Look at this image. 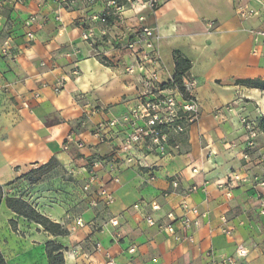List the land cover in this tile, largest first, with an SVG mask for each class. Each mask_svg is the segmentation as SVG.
<instances>
[{"label":"crops","instance_id":"1","mask_svg":"<svg viewBox=\"0 0 264 264\" xmlns=\"http://www.w3.org/2000/svg\"><path fill=\"white\" fill-rule=\"evenodd\" d=\"M75 1L84 4L78 7ZM68 3V9L57 10L52 0H24L21 5L0 0V31L7 33L11 49L9 55H0V186L4 191L0 252L5 263L49 264L46 243L53 242L63 247L64 264H104L107 254L116 264H192L196 248L205 251L208 264L234 256L238 244L250 249L238 264H264V215L259 214L255 192L236 186L226 197V191L218 188L231 169L241 176L252 174L239 161L246 150L240 117L256 118L263 124L264 89L239 83L264 82V48L254 53L249 34L264 24L258 0H173L160 9L156 23L162 33L157 45L159 76L163 82L172 80L174 50L187 57L191 62L187 74L198 84L201 115L178 138L179 154L146 158L152 171L123 163L124 156L118 152L123 139L120 131L108 130L102 141L93 136L99 122L121 116L135 103V88L122 70L131 62L113 58L103 63L96 48L83 40L82 25L89 33L104 31L99 0ZM244 5L259 15L241 20L236 9ZM31 15L41 20L32 28L34 38L28 40L23 22ZM214 19L219 23L215 31L200 23ZM62 79L63 89L55 92V84ZM34 94L39 98H33ZM24 101L29 109L22 108ZM217 110L219 116L214 115ZM68 136L83 147L78 149L72 142L65 149ZM135 155L143 154L136 150ZM52 159L57 166L38 175L36 170ZM95 160L99 162L97 180L86 195L82 188L89 164ZM257 164L264 169L262 159ZM150 173L155 180L141 185ZM100 185L112 192L113 204L92 208L89 202ZM193 186L197 190L188 193ZM6 197L24 200L62 225L67 234L52 236L39 224L18 216L6 206ZM183 203L207 213L199 219L192 242L177 243L147 224L149 216L157 225L173 223L168 215L180 218ZM154 204L159 210L152 213ZM78 217L86 223L84 228L77 226ZM223 228L232 235H224ZM130 248L133 253L128 252Z\"/></svg>","mask_w":264,"mask_h":264},{"label":"built area","instance_id":"2","mask_svg":"<svg viewBox=\"0 0 264 264\" xmlns=\"http://www.w3.org/2000/svg\"><path fill=\"white\" fill-rule=\"evenodd\" d=\"M262 9L264 10V0H258ZM236 14L241 20H247L252 17L259 15L257 10L251 9L248 6H241L236 9ZM59 19V18H57ZM39 19L36 15H31L23 22V27L26 30L25 35L28 40L34 38V32L32 28L38 23ZM249 34L252 38L254 44V53H257L259 49L264 48V24L259 28H253L249 30ZM146 36L150 37L151 33L147 30ZM133 48L132 45H128V50ZM10 50L9 42H5L0 50V55L5 56ZM147 63L151 65L157 64V59L154 57H149ZM44 65V64H42ZM145 65L141 62L139 66V72L133 74L132 68H127V73L129 75L133 74L134 79L141 83L143 88L136 90L135 103L128 107L127 111L118 117H113L110 120L99 122L93 131V136L98 140L102 141L103 136L108 130H118L122 133V142L118 148V152L124 156L123 163L128 166L136 165L141 168H147L152 171L145 164V160L148 156L154 155L157 157H164L171 155L172 151H177L179 149L178 138L183 135L194 123L198 122L200 117V108L198 101L193 96L184 97L179 90L174 87V91L170 90V93L166 88H163V84L160 83L158 72L156 70L146 69ZM73 75L77 72L74 70ZM182 77V82L184 90L186 92L190 91V88L194 84L193 82L187 83L186 77ZM188 81V80H187ZM65 80H60L55 84L54 91L60 92L64 87ZM186 83V84H185ZM7 89V86H4ZM136 88V86H135ZM176 92V93H175ZM175 93L174 97L171 96ZM171 96V97H169ZM33 98L38 99L39 95L34 94ZM22 108L29 109V104L23 102ZM220 114V111L217 110ZM89 114H86L88 118ZM252 122L246 120L244 117L241 118V123L246 129V147H251L254 145V140L259 136V130L256 127L251 126L255 123V119ZM256 126V125H255ZM75 142L72 136H68L64 142V148L68 149L69 144ZM76 147L81 149L83 144L81 141L75 142ZM141 152L140 157H136L135 151ZM99 162L97 160L89 164L88 178L84 184L85 192H91L92 185L96 183L97 176L95 169L98 167ZM195 173V170H193ZM247 175L241 176L238 173H231L228 175L227 179L223 183L218 184V188L226 191V197H230V189L238 186L240 183L247 182ZM155 180L153 173L147 175L140 182L141 185L150 184ZM117 182V179L113 180ZM253 185L251 186L253 191H255L256 198L259 203V214L264 215V179L254 176L251 180ZM175 187L176 183L172 182ZM197 190L196 186L189 189L188 193L195 192ZM112 192L105 185H100L94 191L93 197L89 202V206L96 208L98 205H102L104 208L109 207L113 204ZM180 208L183 211V215L176 219L172 214L168 215V218L172 219L173 223L178 225L176 229L171 224L157 225V223L149 216L147 218V224L150 227H157L159 231L164 232L170 236L175 242H192V234L195 230L200 227L199 219L205 218L207 213H199L196 208H189L186 203L181 204ZM159 210V206L154 204L151 206V212L154 213ZM222 223L226 224V218H221ZM79 228H84L86 223L78 217L75 220ZM112 225H116V222L111 221ZM91 227V226H90ZM222 233L228 237L232 235V231L228 228H223ZM99 248V245H96ZM129 253H133L134 249L130 248ZM250 254V249L243 244L236 245L235 255L222 257L219 260H210L208 264H238L240 260L246 259ZM208 256H212L209 252ZM104 264H116L114 259L110 255H106Z\"/></svg>","mask_w":264,"mask_h":264},{"label":"rangeland","instance_id":"3","mask_svg":"<svg viewBox=\"0 0 264 264\" xmlns=\"http://www.w3.org/2000/svg\"><path fill=\"white\" fill-rule=\"evenodd\" d=\"M23 1L24 0H14V4L21 5ZM52 1L54 2V4L57 5V10L61 8L68 9L70 7V4L68 3L70 0H52ZM171 1L173 0H99V7L103 9V11L100 14L99 19L101 21L100 23L102 24V27H103L102 29L104 31L99 32V33H94L91 31V33H89L88 32L89 28H87L86 25H82L81 36L84 38L83 39L84 41L90 43L93 47L96 48V51L98 52L97 57L103 63L105 62L107 64V62H109V59H113V58H118V60L119 59L123 60L124 58L128 59L131 62V64L123 66L124 68H122V70L125 72L126 75L130 77L131 79L130 83H133V87L135 88L136 86L135 89L138 91L142 89L143 86L141 83L137 82L136 79H134L133 74H137L139 72L138 68L141 62L144 64H147L145 65L146 69L147 68H149L150 70L155 69L156 70L155 72H158V76L160 74L159 73L160 66H158L160 65L159 64L160 58H159V52H158L157 45H158L159 39L162 37V33H160L161 30H159L156 26L157 16H158L160 9L166 6L167 3ZM75 2H76L75 4L78 7L84 4L83 1H80V2L75 1ZM1 11L2 10H0V13ZM58 17L59 16L57 15V18ZM2 22H3V17L0 16V23ZM209 22L210 20L200 21V23L203 26H205L207 30L212 29V31H215L216 27L219 26V23L217 22V20L213 21V23H209ZM207 24L210 25V27L212 26V28H209ZM147 30L151 33L150 37L146 36ZM173 33L176 34V29H174ZM6 37H7V33H5V31H0V43L1 44L2 43L4 44L6 41L9 42L8 38ZM97 44L102 47L100 50L97 49ZM128 45H132L133 48L131 50H128ZM195 45L198 46V43ZM112 47L115 49V52H114L115 54L111 50ZM198 47L203 48V45L201 44ZM10 51L11 49L8 51V53H6V55H9ZM149 57L156 58L157 64L156 65L148 64L147 59ZM127 68L133 69L132 75H129L127 73ZM185 75H187L186 82L187 83L193 82L194 84L190 88V91L186 92L184 90L183 82H181V87L183 88V92L182 93L179 92V93H181L182 96L184 97H188L191 95L197 99L196 89L198 87V84L196 82V79L192 76H189L187 73ZM158 80L160 81L161 84H163V86H168V84H170L173 81V77L171 81L163 82L159 76ZM254 85L257 86V84H254ZM259 88H264V85H262V87L259 86ZM166 90H168L170 93V90L174 91V87H166ZM175 93H173L171 96L174 97ZM198 105L200 108L199 101H198ZM214 115L219 116L220 114L216 112ZM241 118L242 117H240L239 119L240 121H238V123L241 126V128L245 131L244 136L246 137V129L244 125L241 123ZM244 118L252 122L251 121L252 119L250 117L245 116ZM251 126L256 127V129L259 130V136L254 140L253 146L246 147V150L243 154L244 157L242 159L240 157L239 159V161L241 162L243 160L242 165L243 166L245 165L246 167H248V169H251V172H252L251 175H248L247 182L240 183L238 185L239 187L244 186L245 188H248V192L250 191L253 192V189L251 187L253 185V182L251 180L254 176L264 179V169L258 168L259 165L257 164L258 159H262L264 161V156L262 157V153H261V150H263L264 152V122L262 124L259 119L255 118V123L253 122ZM191 127L181 136L182 137L185 136L189 132ZM71 151L73 150L71 149ZM179 152H180V142H179V149L177 151H172L171 153L172 155L173 154L175 155V154H179ZM56 166H57L56 161L49 163V169L56 167ZM235 170L236 169H231V173H236ZM43 171L44 170H42V172ZM82 191L86 195L87 193H89V192H85L84 188H82ZM2 193L4 197L3 190H2ZM163 225L164 224H162V226ZM193 251L194 252H192V255L190 258V263L205 264L204 262V257H206L205 251L202 248L201 249L196 248Z\"/></svg>","mask_w":264,"mask_h":264},{"label":"trees","instance_id":"4","mask_svg":"<svg viewBox=\"0 0 264 264\" xmlns=\"http://www.w3.org/2000/svg\"><path fill=\"white\" fill-rule=\"evenodd\" d=\"M172 57L175 65V73L173 76V81L170 84H168V86H163V88L176 86L179 92L182 93L183 92V88L181 87L182 77L190 70L191 62L187 57H185L177 50L173 51ZM239 83H243L247 85L257 84L258 88L259 86L262 87V85H264V82L259 81L256 83L255 81L252 80H244V81L242 80L239 81ZM53 161L54 159L50 160L47 164L39 167L36 170L38 172L37 174L42 175L46 173L49 170V163ZM42 170L44 171L42 172ZM2 199H3V193H2V187L0 186V203ZM5 202L8 209H10L12 212L16 213L18 216L24 217L28 220H31L39 224L44 231L48 232L52 236H64L67 234V230L62 225H60L59 223H55L50 219H48L47 217L39 214L31 205H29L24 200L15 197H6ZM10 224L14 227V223L12 221L10 222ZM46 256L49 264H64L63 247L59 244H55L53 242L46 243ZM0 264H6L1 252H0Z\"/></svg>","mask_w":264,"mask_h":264}]
</instances>
